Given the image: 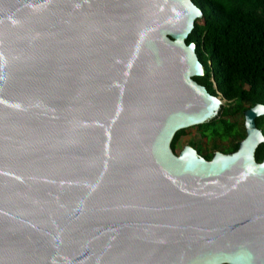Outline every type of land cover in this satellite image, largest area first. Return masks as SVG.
Wrapping results in <instances>:
<instances>
[{"label": "water", "instance_id": "95a60500", "mask_svg": "<svg viewBox=\"0 0 264 264\" xmlns=\"http://www.w3.org/2000/svg\"><path fill=\"white\" fill-rule=\"evenodd\" d=\"M190 0H0V264H264V139L174 134L223 99L186 39Z\"/></svg>", "mask_w": 264, "mask_h": 264}, {"label": "trees", "instance_id": "16d2710c", "mask_svg": "<svg viewBox=\"0 0 264 264\" xmlns=\"http://www.w3.org/2000/svg\"><path fill=\"white\" fill-rule=\"evenodd\" d=\"M201 17L193 23L186 44L194 45L202 76L193 78L213 97H220L214 118L177 131L170 149L174 153L180 137L186 146L209 161L215 152L236 151L244 138L243 112L264 105V0H190ZM264 139V116L254 121ZM264 142L254 151L260 162Z\"/></svg>", "mask_w": 264, "mask_h": 264}, {"label": "rangeland", "instance_id": "374dc122", "mask_svg": "<svg viewBox=\"0 0 264 264\" xmlns=\"http://www.w3.org/2000/svg\"><path fill=\"white\" fill-rule=\"evenodd\" d=\"M192 134H193V132L189 133L188 136L180 137V141H179L180 143L178 144V147L174 151L175 155H177L181 151V149L186 146L185 143L190 138L189 136H191Z\"/></svg>", "mask_w": 264, "mask_h": 264}]
</instances>
